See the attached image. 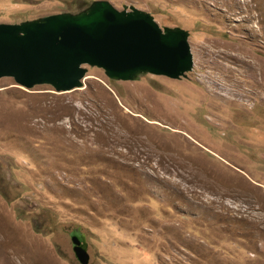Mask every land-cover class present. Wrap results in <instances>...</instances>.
Returning a JSON list of instances; mask_svg holds the SVG:
<instances>
[{"label":"rangeland","instance_id":"obj_1","mask_svg":"<svg viewBox=\"0 0 264 264\" xmlns=\"http://www.w3.org/2000/svg\"><path fill=\"white\" fill-rule=\"evenodd\" d=\"M96 1L188 31L193 69L0 79V264H79L73 233L89 264H264V0H0V23Z\"/></svg>","mask_w":264,"mask_h":264},{"label":"water","instance_id":"obj_2","mask_svg":"<svg viewBox=\"0 0 264 264\" xmlns=\"http://www.w3.org/2000/svg\"><path fill=\"white\" fill-rule=\"evenodd\" d=\"M103 69L113 80L133 81L143 73L180 79L194 66L189 32L161 28L149 13L119 11L96 1L73 14L21 24L0 23V79L27 89L50 85L57 92L82 87L87 70ZM79 264H89L84 235H71Z\"/></svg>","mask_w":264,"mask_h":264},{"label":"trees","instance_id":"obj_3","mask_svg":"<svg viewBox=\"0 0 264 264\" xmlns=\"http://www.w3.org/2000/svg\"><path fill=\"white\" fill-rule=\"evenodd\" d=\"M90 6V4H85L84 6H83V8L82 9H80L78 12H76V13H79V12H81V11H83L84 9H86L87 7H89Z\"/></svg>","mask_w":264,"mask_h":264}]
</instances>
